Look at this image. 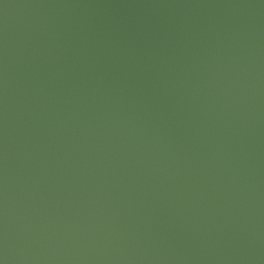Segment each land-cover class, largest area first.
Returning <instances> with one entry per match:
<instances>
[{
    "label": "water",
    "instance_id": "obj_1",
    "mask_svg": "<svg viewBox=\"0 0 264 264\" xmlns=\"http://www.w3.org/2000/svg\"><path fill=\"white\" fill-rule=\"evenodd\" d=\"M0 264H264V0H0Z\"/></svg>",
    "mask_w": 264,
    "mask_h": 264
}]
</instances>
